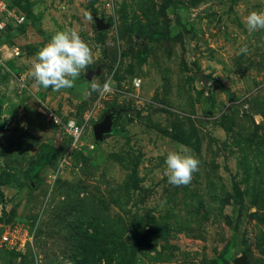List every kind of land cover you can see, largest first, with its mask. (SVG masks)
<instances>
[{"label": "rangeland", "instance_id": "374dc122", "mask_svg": "<svg viewBox=\"0 0 264 264\" xmlns=\"http://www.w3.org/2000/svg\"><path fill=\"white\" fill-rule=\"evenodd\" d=\"M12 2L23 20L0 30L7 92L75 118L84 136L71 148L41 108L18 117L2 164L18 191L3 222L31 239L21 250L0 242V264H235L243 253L264 264V30L244 22L264 0ZM66 29L94 62L74 87L44 89L30 75L36 54ZM93 79L114 91L89 95ZM108 112L116 129L101 142L93 125ZM179 145L200 165L177 187L164 173Z\"/></svg>", "mask_w": 264, "mask_h": 264}, {"label": "clouds", "instance_id": "9594fccd", "mask_svg": "<svg viewBox=\"0 0 264 264\" xmlns=\"http://www.w3.org/2000/svg\"><path fill=\"white\" fill-rule=\"evenodd\" d=\"M87 19H91L86 15ZM245 26L252 33L264 30V12L252 11L245 17ZM247 46L240 53H247ZM94 62V54L89 44L77 31L66 29L57 31L50 41L36 54L30 75L37 85L53 91L69 89L75 86L76 80ZM115 82L111 79L103 84L92 80L88 94L97 93L103 97L114 91ZM165 176L173 186H187L194 174L199 171L200 160L185 145L177 150L168 151L165 159Z\"/></svg>", "mask_w": 264, "mask_h": 264}, {"label": "crops", "instance_id": "0c3cea01", "mask_svg": "<svg viewBox=\"0 0 264 264\" xmlns=\"http://www.w3.org/2000/svg\"><path fill=\"white\" fill-rule=\"evenodd\" d=\"M7 70L8 68L0 63V88L2 91L0 92V175L2 174L3 169L2 164L4 153L7 152V150H10L12 145L20 139L24 129L22 128V123L21 125L17 123L18 117H25L27 120L32 121L31 118H35L34 120H36L37 115L41 113L40 108L43 112V107H40L37 110L35 109V105L33 106L32 104L34 100L33 98L24 99V94L22 92L20 95H13L7 92ZM10 102L11 104H9ZM15 117L17 119H15ZM31 123H34V121ZM0 191V218H3V212L5 211L7 213L9 211L8 207L10 202H8V197L14 195L18 191V187H15L12 182L3 180L2 183H0ZM2 227L4 230H2ZM6 227V224L1 221L0 230L2 231V234L7 230ZM2 234H0V238Z\"/></svg>", "mask_w": 264, "mask_h": 264}, {"label": "built area", "instance_id": "2783aa9c", "mask_svg": "<svg viewBox=\"0 0 264 264\" xmlns=\"http://www.w3.org/2000/svg\"><path fill=\"white\" fill-rule=\"evenodd\" d=\"M9 2L10 0H0V30L3 29L12 18H15L17 21L23 20L21 16L17 15L15 8L9 7ZM109 5L110 3H108V6ZM13 52L14 55H19L21 51L16 47ZM24 76V74H21L19 77L22 83H24ZM43 111L48 122L60 128L62 136L68 139L71 148L77 147L82 142L84 136L83 126L80 125L75 118L66 120L53 110L43 108ZM25 232L26 230L18 228L17 226L13 229H7L5 233L2 234L0 241L12 249H24L27 245V241L31 239L29 232L27 235Z\"/></svg>", "mask_w": 264, "mask_h": 264}, {"label": "water", "instance_id": "95a60500", "mask_svg": "<svg viewBox=\"0 0 264 264\" xmlns=\"http://www.w3.org/2000/svg\"><path fill=\"white\" fill-rule=\"evenodd\" d=\"M98 26L100 29H106L107 25L102 20H98ZM94 75V72L90 71L86 78L90 79ZM116 112H108L104 117L93 125L94 138L103 142L106 136L115 133V120ZM235 264H250L247 258V254L243 253L241 256L235 259Z\"/></svg>", "mask_w": 264, "mask_h": 264}, {"label": "trees", "instance_id": "16d2710c", "mask_svg": "<svg viewBox=\"0 0 264 264\" xmlns=\"http://www.w3.org/2000/svg\"><path fill=\"white\" fill-rule=\"evenodd\" d=\"M9 7L10 8H13L14 6H13V2H12V0H10V2H9ZM115 129H116V127H115ZM117 133H118V131H117ZM68 143H69V141H67ZM4 180V176H3V174H1L0 175V183H2V181ZM0 194H1V191H0ZM3 214H4V216L6 215V212L4 211L3 212ZM1 221H4V217L3 218H0V222ZM154 233L155 234H162L163 233V229L160 227V226H158V225H156L155 227H154ZM111 261L112 260H109L108 262H107V264H110L111 263ZM119 263V262H118ZM76 264H84L83 263V261H77V263Z\"/></svg>", "mask_w": 264, "mask_h": 264}, {"label": "flooded vegetation", "instance_id": "af4514ba", "mask_svg": "<svg viewBox=\"0 0 264 264\" xmlns=\"http://www.w3.org/2000/svg\"><path fill=\"white\" fill-rule=\"evenodd\" d=\"M115 122H116V120H115Z\"/></svg>", "mask_w": 264, "mask_h": 264}]
</instances>
